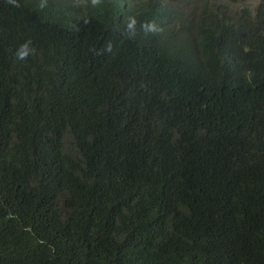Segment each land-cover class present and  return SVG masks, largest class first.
Instances as JSON below:
<instances>
[{
	"label": "trees",
	"instance_id": "obj_1",
	"mask_svg": "<svg viewBox=\"0 0 264 264\" xmlns=\"http://www.w3.org/2000/svg\"><path fill=\"white\" fill-rule=\"evenodd\" d=\"M42 2L0 0V264H264V0Z\"/></svg>",
	"mask_w": 264,
	"mask_h": 264
},
{
	"label": "clouds",
	"instance_id": "obj_2",
	"mask_svg": "<svg viewBox=\"0 0 264 264\" xmlns=\"http://www.w3.org/2000/svg\"><path fill=\"white\" fill-rule=\"evenodd\" d=\"M7 3H8V4H11V5H13V6H17V7L19 6V5L17 4V0H7ZM92 3H93V4H97V3H99V0H92ZM39 7H40L41 9H43L44 7H46V0H45V2H42V3L39 5ZM135 24H136V21H135L134 19L131 20V22L128 24V28H129V29L134 28ZM151 28H152L151 25H145V29H146V30H151ZM31 43H32V42H31L30 40H29V41H26L24 44H22V45L16 50V58H17L18 60L23 61V60H26L27 57H28L29 55H35L36 50H35V48L31 47Z\"/></svg>",
	"mask_w": 264,
	"mask_h": 264
},
{
	"label": "rangeland",
	"instance_id": "obj_3",
	"mask_svg": "<svg viewBox=\"0 0 264 264\" xmlns=\"http://www.w3.org/2000/svg\"><path fill=\"white\" fill-rule=\"evenodd\" d=\"M256 1H259V0H256ZM241 6L243 5V3L242 4H240Z\"/></svg>",
	"mask_w": 264,
	"mask_h": 264
}]
</instances>
